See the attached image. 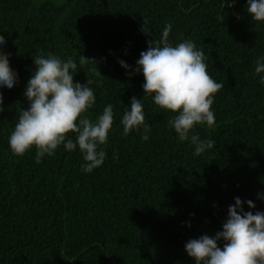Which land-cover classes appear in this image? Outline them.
<instances>
[{
    "label": "trees",
    "instance_id": "16d2710c",
    "mask_svg": "<svg viewBox=\"0 0 264 264\" xmlns=\"http://www.w3.org/2000/svg\"><path fill=\"white\" fill-rule=\"evenodd\" d=\"M223 3L0 0L6 40L0 47L18 77L11 90L0 87V264H195L185 244L222 231L235 198L255 204L249 209L244 203V211L264 212V73L254 71L264 57V24L252 22L247 0ZM166 23L172 25L169 42L192 41L203 50L209 75L224 85L214 97V125H197L190 133L215 142L199 156L169 126L175 114L144 98L143 74L134 72L140 53L161 37ZM41 51L72 58L78 65L74 81L92 82L96 102L86 115L93 121L113 106L107 143L98 146L106 158L91 173L81 170L78 146H61L39 164L34 148L23 156L10 150ZM82 55L91 61L81 65ZM133 97L142 100L151 126L147 141L143 128L123 132ZM70 138L75 141V134Z\"/></svg>",
    "mask_w": 264,
    "mask_h": 264
},
{
    "label": "clouds",
    "instance_id": "9594fccd",
    "mask_svg": "<svg viewBox=\"0 0 264 264\" xmlns=\"http://www.w3.org/2000/svg\"><path fill=\"white\" fill-rule=\"evenodd\" d=\"M236 2L224 0L223 8L234 7ZM246 11L253 23L264 24V0H247ZM221 19L223 21V17ZM171 29L172 25L166 23L161 37L148 41L134 72L143 74L144 98L151 96L158 108L175 114L169 120V126L174 128L181 142L190 140L194 155L199 156L212 149L215 142L190 133L197 125H214V97L224 85L209 75L204 52L192 41L184 40L175 46L169 42ZM142 32H149L146 20H143ZM5 43V37L0 35V46ZM9 56L0 47V87L11 90L18 77L10 67ZM33 60L34 71L23 93L27 107L21 110L9 136L11 152L23 156L34 148L39 164L43 157L54 155L61 146L67 151L78 146L85 161L81 170L91 173L102 166L106 158V152L98 150V146L107 143L114 123L113 106L108 104L93 121L86 115L96 102L89 86L92 82L87 80L82 85L74 81L77 63L72 58L64 61L42 51ZM89 61L83 55L79 59L81 65ZM118 62L132 71L123 60ZM254 71L257 75L264 73V57L256 61ZM259 83L264 84V76ZM3 111V93L0 92V113ZM121 124L125 135L143 128L142 139H149L151 126L145 121L142 100L131 99ZM70 134H75V141ZM244 203L249 209L256 207L251 200L245 202L235 198L234 204L228 207L222 231L214 237L205 234L185 244V250L195 264H264V212L244 211Z\"/></svg>",
    "mask_w": 264,
    "mask_h": 264
}]
</instances>
